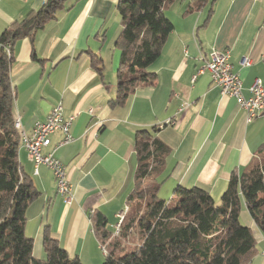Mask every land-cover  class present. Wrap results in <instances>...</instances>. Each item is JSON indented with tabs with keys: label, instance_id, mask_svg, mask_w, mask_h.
Listing matches in <instances>:
<instances>
[{
	"label": "crops",
	"instance_id": "1",
	"mask_svg": "<svg viewBox=\"0 0 264 264\" xmlns=\"http://www.w3.org/2000/svg\"><path fill=\"white\" fill-rule=\"evenodd\" d=\"M45 1L0 0V35ZM117 1L68 0L32 37L11 45L12 116L20 131L29 134L58 103L66 118L73 117L72 140L58 146L63 135L57 131L42 150L65 166L73 196L69 204L58 194L51 169L34 166L19 145L21 168L38 191L26 209L25 224L37 258L45 256L47 232L83 264L104 261L106 251L90 216L102 213L107 230L115 234L117 214L134 187V141L140 130L154 133L168 148L159 176L162 198L178 185H196L219 202L230 174L264 155V110L247 121L237 99L222 96L209 73L198 72L208 52L227 51L245 97L255 79L264 86V0H174L164 12L173 30L147 68L154 81L112 105L120 59ZM243 57L251 63L241 65ZM94 59L101 62L94 65ZM239 219L256 243L247 263L264 264V235L244 203Z\"/></svg>",
	"mask_w": 264,
	"mask_h": 264
},
{
	"label": "trees",
	"instance_id": "2",
	"mask_svg": "<svg viewBox=\"0 0 264 264\" xmlns=\"http://www.w3.org/2000/svg\"><path fill=\"white\" fill-rule=\"evenodd\" d=\"M68 0H46L37 10L6 27L0 35V264H83L70 256L47 232L44 257L33 255V239L25 233L26 209L38 191L18 160L19 133L12 116L10 79L12 55L6 44L32 37L67 6ZM174 0H118L120 51L116 72L117 94L112 105L122 104L136 89L151 84L148 71L161 53L173 24L165 10ZM94 65L101 59H94ZM100 68H98L99 70ZM156 128L152 127V131ZM134 187L126 199L127 211L117 234L106 228V218L91 214L94 232L106 256L101 264H246L256 253L249 227L239 219L242 203L264 235V155L255 157L240 173L230 174L220 201L199 186H176L166 200L159 196L168 148L147 129L134 141ZM137 243L124 248L131 232Z\"/></svg>",
	"mask_w": 264,
	"mask_h": 264
},
{
	"label": "built area",
	"instance_id": "3",
	"mask_svg": "<svg viewBox=\"0 0 264 264\" xmlns=\"http://www.w3.org/2000/svg\"><path fill=\"white\" fill-rule=\"evenodd\" d=\"M7 55H11L10 43L6 44ZM251 63L250 59L243 57L241 65L247 66ZM207 71L211 82L219 87L222 96L234 97L239 106L244 110L246 120L251 121L264 110V86L260 79H255L250 85L251 94L245 97L242 93V80L238 73L232 70V64L227 51L211 50L205 57H202V64L198 72ZM91 112V109H89ZM73 117L66 118L63 114V107L60 103L52 106L43 121H36L29 134L20 131V122L17 123L19 133V143L25 149L28 158L34 166L43 164L51 169L55 177L56 186H60L59 195L63 198L65 204H69L72 199V189L66 175L65 166L53 156L52 152L43 153L42 150L50 145V136L60 131L62 139L57 144L63 145L72 140L69 133V127ZM127 211V205L121 210L118 216V223L115 226L117 234L120 222ZM102 250L104 248L102 247ZM248 264V263H246Z\"/></svg>",
	"mask_w": 264,
	"mask_h": 264
},
{
	"label": "rangeland",
	"instance_id": "4",
	"mask_svg": "<svg viewBox=\"0 0 264 264\" xmlns=\"http://www.w3.org/2000/svg\"><path fill=\"white\" fill-rule=\"evenodd\" d=\"M117 68H115V71H116ZM163 193V192H162ZM159 196H161V191L159 192ZM171 196V195H170ZM165 197L166 200L170 197ZM116 234V233H115ZM114 234V235H115ZM137 234L136 232H131L130 235L125 239V240H121V244L124 248H130L132 247L133 245H135L137 243ZM101 264V263H100Z\"/></svg>",
	"mask_w": 264,
	"mask_h": 264
},
{
	"label": "bare ground",
	"instance_id": "5",
	"mask_svg": "<svg viewBox=\"0 0 264 264\" xmlns=\"http://www.w3.org/2000/svg\"><path fill=\"white\" fill-rule=\"evenodd\" d=\"M14 125H15V128L18 130L16 121H15ZM56 187H57V192L59 194L60 193V186H56Z\"/></svg>",
	"mask_w": 264,
	"mask_h": 264
}]
</instances>
